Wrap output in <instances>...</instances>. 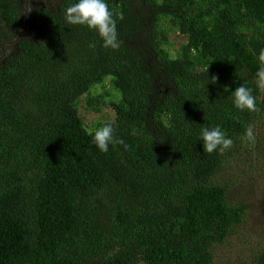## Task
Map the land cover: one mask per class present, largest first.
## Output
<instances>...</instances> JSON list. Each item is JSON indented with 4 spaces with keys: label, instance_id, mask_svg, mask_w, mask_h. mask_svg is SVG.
I'll use <instances>...</instances> for the list:
<instances>
[{
    "label": "trees",
    "instance_id": "trees-1",
    "mask_svg": "<svg viewBox=\"0 0 264 264\" xmlns=\"http://www.w3.org/2000/svg\"><path fill=\"white\" fill-rule=\"evenodd\" d=\"M76 2L29 0L24 30L26 0H0V264H211L246 210L215 178L264 153V0H105L115 50L62 19ZM241 85L256 111L234 108ZM82 98L123 145L92 144ZM217 125L232 147L203 152Z\"/></svg>",
    "mask_w": 264,
    "mask_h": 264
},
{
    "label": "rangeland",
    "instance_id": "rangeland-1",
    "mask_svg": "<svg viewBox=\"0 0 264 264\" xmlns=\"http://www.w3.org/2000/svg\"><path fill=\"white\" fill-rule=\"evenodd\" d=\"M51 1L57 0H47L48 3ZM184 40L185 37L179 34L170 36V42L175 47ZM91 92L106 93L112 101L117 98L110 88L97 86ZM78 108L80 118L88 128H92L91 131L100 128L97 124L103 121L114 120V113L107 106L100 112H95L86 107L82 98L78 101ZM260 129H264V121L260 124ZM262 140L264 143V134ZM262 140L258 138L252 144H258ZM215 181L224 185L229 198L243 204L246 210L242 223L223 244L216 247L211 264H258L257 256L264 253V153L251 148L242 155H237L221 166Z\"/></svg>",
    "mask_w": 264,
    "mask_h": 264
},
{
    "label": "clouds",
    "instance_id": "clouds-1",
    "mask_svg": "<svg viewBox=\"0 0 264 264\" xmlns=\"http://www.w3.org/2000/svg\"><path fill=\"white\" fill-rule=\"evenodd\" d=\"M16 2L18 3L19 0H16ZM62 19L68 24L86 26L89 30H94L102 41V47L106 49L111 48L115 50L120 47L116 20L113 18V12L105 0H78V2L71 4L65 9ZM0 37L3 38L0 41L5 39L4 35H0ZM7 51L11 52V49L9 48ZM258 60L264 62V49L260 50ZM256 77L258 82L264 85V67H261L257 71ZM232 104L239 111L257 110L256 97L253 95L252 89L243 85L235 88L233 91ZM133 134L135 133L133 132ZM253 140V127L249 126L245 130L241 142L245 146H248ZM200 141L202 142L203 152L209 154L215 151L222 153L233 145V140L226 135L225 131L219 125L215 127H202ZM91 142L102 153L108 152L110 145L124 144L122 139L115 136L111 123H105L102 127L97 128L92 136Z\"/></svg>",
    "mask_w": 264,
    "mask_h": 264
},
{
    "label": "water",
    "instance_id": "water-1",
    "mask_svg": "<svg viewBox=\"0 0 264 264\" xmlns=\"http://www.w3.org/2000/svg\"><path fill=\"white\" fill-rule=\"evenodd\" d=\"M27 2H28V0H26V9H25V12H24V19H25V27H24V30L27 28V23H26V21H27ZM23 30V31H24ZM22 31V32H23ZM22 32H20L19 34H18V36H17V39L16 40H18V38H20V36H21V34H22ZM16 40L14 41V42H16ZM14 42L13 41H11V42H8L7 44H9V45H11V44H14ZM2 49L4 48V44L2 45V47H1ZM1 58L2 57H0V60H1Z\"/></svg>",
    "mask_w": 264,
    "mask_h": 264
},
{
    "label": "flooded vegetation",
    "instance_id": "flooded-vegetation-1",
    "mask_svg": "<svg viewBox=\"0 0 264 264\" xmlns=\"http://www.w3.org/2000/svg\"><path fill=\"white\" fill-rule=\"evenodd\" d=\"M29 1V0H28ZM18 36V35H17ZM12 45V44H11Z\"/></svg>",
    "mask_w": 264,
    "mask_h": 264
}]
</instances>
